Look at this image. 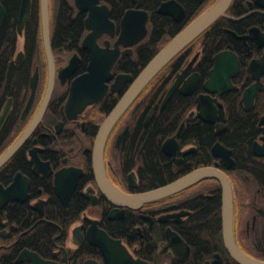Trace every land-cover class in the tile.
Listing matches in <instances>:
<instances>
[{"label": "flooded vegetation", "instance_id": "flooded-vegetation-1", "mask_svg": "<svg viewBox=\"0 0 264 264\" xmlns=\"http://www.w3.org/2000/svg\"><path fill=\"white\" fill-rule=\"evenodd\" d=\"M175 1L182 7L181 17L177 13H158L163 1L155 11L175 25H182V30L217 0ZM99 5L109 8L113 36L103 32L98 37L86 38L90 31L85 25L88 12L80 10L74 0L63 7H68L72 16L80 20L81 30L72 37L56 36L62 0H57L53 16L49 0L54 76L40 117L49 81L41 23L40 37H30L33 27L27 28L29 19L21 33L16 23L14 46H5L4 54L11 56L13 67L7 68L0 81V157L11 152L0 163V264H33L32 256L45 264H240L228 252L222 238L219 180L202 179L136 208L111 200L102 186L105 178L126 194L152 189L142 188L149 185L150 179L140 175L143 162L135 151L156 113L175 94L194 96L196 105L180 123L181 132L176 134L177 129L161 143L163 158L169 166L163 171V184L203 166L221 170L232 189L235 242L247 255L264 261V0H232L226 11L228 17L218 18L163 67V91L159 92L162 83L147 88L151 81L148 83L109 131L101 154L96 151L100 126L131 81H122L114 89L112 84L120 73L133 78L138 75L116 65L123 58L137 55V47L150 31V14L140 6V0H129L114 18L111 9L120 8L117 2L100 0ZM129 9L148 13L146 35L128 48L119 45V55L111 68L112 78L100 100L81 108L78 102L67 107L72 81L88 71L89 46L105 48L109 42L113 48L120 21ZM211 37L214 38L209 40ZM214 40L226 47L207 53V43ZM225 50L234 59L228 66L230 87L220 94H208L210 110L204 115L197 97L207 94L203 85L215 65V56ZM68 65L74 66L69 73L64 69ZM194 73L199 76L198 85L190 94L181 93L179 89L189 84ZM177 80V88L162 106L166 92ZM141 95L148 106L144 108V117L139 110ZM193 120L212 128L213 139L205 149L194 139L181 140L187 124ZM231 120L247 121L250 136L240 147L226 141ZM173 135L178 148L174 154H167L162 144ZM216 143L229 150V154L219 150L223 156L213 155ZM204 150L206 159L200 162L197 157ZM205 200H211L217 208L211 214L209 230H201L197 235L196 229L204 223L201 218ZM217 214L218 231L217 220L213 223ZM195 234L196 242L191 240Z\"/></svg>", "mask_w": 264, "mask_h": 264}, {"label": "water", "instance_id": "water-1", "mask_svg": "<svg viewBox=\"0 0 264 264\" xmlns=\"http://www.w3.org/2000/svg\"><path fill=\"white\" fill-rule=\"evenodd\" d=\"M99 1L100 0H74L76 6L80 10H85L88 12V16L85 19V25L86 28H88L90 31L86 34V38L98 37L103 32H108L112 36L114 34V25L113 22L109 19V8L106 5H99ZM133 1L136 2V0ZM231 2L232 0H217L198 17H196L192 22H190L187 26L180 30L174 37H172L148 61V63L143 67V69L135 78L126 73H120L116 76V79L112 84V89H114V86L116 84H122V81H131V84L117 101L112 110L109 112L105 120L102 122L97 138V144L99 145V148L97 147L96 151L101 154L102 144L116 121L139 96V94L148 85V83L163 69V67L218 18L222 16L228 17L226 15V11L229 8ZM31 4L32 0L20 1V7L17 17L18 33H21L25 23L30 17ZM39 9L41 33L45 45L49 67V81L44 97V102L39 110L38 117L43 114L44 108L49 99L53 86L54 76V63L49 45V0H39ZM157 12L161 14L177 13L180 17L183 14L182 7L175 0L163 1L157 8ZM180 17L175 16L176 19H179ZM5 18L6 10L0 2V25L4 22ZM147 20L148 13L145 10L129 9L125 12L120 21V32L117 39L115 40L113 48H110L109 42H107L105 48H100L97 44H94L91 47L89 46L90 62L88 65V71L76 77L72 81L71 92L67 101V107L72 106L73 104H76L78 102V106L81 108L82 106L84 107L87 104L94 103L101 99L108 87V81L112 78L111 68L119 55V45L123 44L126 48H128L131 45L142 40L147 33ZM231 55L233 54L230 51L225 50L221 51L215 56V65L210 70V76L203 85V88L207 94H200L197 97L198 106L202 108L201 112L204 115L208 114L210 110V103L208 99L210 96L208 94L214 92L220 94L221 92H223V90H227L230 87V73L228 66L233 59ZM64 69L69 73L74 70V66L68 65ZM189 80L190 82L188 85L179 89L181 93L190 94L194 91L199 83L198 74L194 73L189 78ZM178 84L179 81L177 80L166 92L162 102V106L170 99ZM218 84L224 86L222 87L223 89L217 87ZM151 114L152 111L148 119L150 118ZM182 127L183 124H181V127L178 129L176 134L181 132ZM177 148L178 142L175 135L167 138L162 144V149L167 154H174ZM219 150L225 155L229 154V150L216 143L212 147L213 155H222L221 153L217 152ZM10 154V151L3 154L0 157V163L4 162ZM205 178H215L219 180L221 184L222 238L228 252L240 264H264L263 260L247 255L237 246L233 233L232 189L230 181L226 174L215 167L203 166L196 168L180 176L172 182L136 194H126L120 191L105 178L102 179L101 183L104 191L111 200L115 201L116 203L136 208L141 206L144 202L158 200L160 198L178 192L184 188H187ZM30 259L33 261V264H45L43 260L34 256L30 257Z\"/></svg>", "mask_w": 264, "mask_h": 264}, {"label": "trees", "instance_id": "trees-1", "mask_svg": "<svg viewBox=\"0 0 264 264\" xmlns=\"http://www.w3.org/2000/svg\"><path fill=\"white\" fill-rule=\"evenodd\" d=\"M0 1L6 9V18L0 25V81H2L4 79V72L7 68L9 70L13 67V64L10 62L11 56L4 54V50L6 45L14 46L16 23L21 0ZM161 1L164 0H140V6L146 9L150 14V20L148 23L150 31L148 36L142 40L140 45L137 47V55L133 58H123L116 65L120 70H133V73L137 75L139 71H141L148 63V61L183 27L182 25H175L168 17L161 16L156 13L155 10ZM66 2H70V0H62V8H60L58 13L55 35L72 37L73 35H78L80 32L81 22L78 18L75 19L72 16L68 7H63ZM111 2H117V4L120 5V8L112 7L111 9V17L114 18L117 17L118 14L122 13L125 8L123 6H127L129 0H111ZM38 6L39 0H32L30 17L26 24L27 28L28 26L33 27L30 37L41 36ZM188 11L190 10L188 9ZM213 38L214 37H211L209 40ZM222 47L226 46L224 43L220 44V41L217 42L214 40L208 42L206 45L207 53H211L212 51H216ZM164 73L165 68L151 80L147 88H150L154 85V83L155 85L162 83L163 85L160 87L159 92L163 91L165 88ZM145 102L146 99H144L143 95H141L139 100V110H141L143 117L147 112L144 108L147 107L148 109V106H145ZM195 105L196 101L194 96L183 97L179 94L173 95L163 110L156 113L145 133L141 136L140 142L136 147L135 154H137L139 158H141L140 161L143 162L140 175L143 178L150 179V183H148L149 185L143 186L142 188H153L166 182L163 171L166 172V169H168L169 166L167 161L163 158L160 148L161 143L166 137L176 132L180 123L185 118L187 111ZM230 128L231 132L228 134L226 141L231 144H236L239 147L244 145V140L250 136L247 121L245 120L240 122L239 120H231ZM191 139H194L199 147L205 149L206 145H208V143L213 139L212 128L208 125L197 122V120L190 121L182 133L181 140ZM197 158L200 162L206 159L205 150L203 151V154L199 155ZM216 208L217 205L214 202L211 200H205V205L203 206L204 214L201 218V221H204V223L196 229L195 232L197 235L199 234V231L201 232V230H204V232L209 230L207 225L209 220L212 219L210 218L212 212L215 211ZM214 219L217 220L216 228L218 231L220 230L218 214L216 217L213 216V223ZM196 234L191 238L194 242L197 241ZM205 236H207V233H205Z\"/></svg>", "mask_w": 264, "mask_h": 264}, {"label": "rangeland", "instance_id": "rangeland-1", "mask_svg": "<svg viewBox=\"0 0 264 264\" xmlns=\"http://www.w3.org/2000/svg\"><path fill=\"white\" fill-rule=\"evenodd\" d=\"M50 3H51V13L53 16L55 9H56V6H57V0H50Z\"/></svg>", "mask_w": 264, "mask_h": 264}]
</instances>
